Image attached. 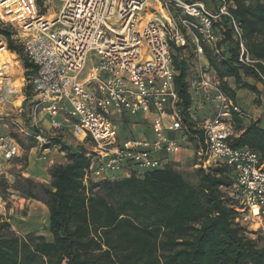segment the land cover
<instances>
[{
	"label": "built area",
	"instance_id": "2783aa9c",
	"mask_svg": "<svg viewBox=\"0 0 264 264\" xmlns=\"http://www.w3.org/2000/svg\"><path fill=\"white\" fill-rule=\"evenodd\" d=\"M232 6L225 0L213 8L201 0H0V27L10 26L22 47V53L10 49L0 30V126L8 129L0 134V179L14 180L7 168L23 155L22 139L34 140L38 159L54 165L52 151L66 156V132L78 145L90 143L85 183L178 167L168 155L190 140L176 105L173 55L190 44L189 114L202 131L192 168H230L232 182L221 189L234 223L252 238L264 237V159L249 146L230 144L232 112L247 115L224 92L205 52H222L215 24L231 17ZM232 25L241 37L233 19ZM24 57L35 67L28 78ZM239 58L251 62L243 42ZM206 105L213 115L199 119ZM125 120L142 122L152 136L120 139L118 122Z\"/></svg>",
	"mask_w": 264,
	"mask_h": 264
},
{
	"label": "trees",
	"instance_id": "16d2710c",
	"mask_svg": "<svg viewBox=\"0 0 264 264\" xmlns=\"http://www.w3.org/2000/svg\"><path fill=\"white\" fill-rule=\"evenodd\" d=\"M201 1L213 8L221 0ZM225 1L234 4L229 11L241 37L231 17L222 15L215 25L221 34L218 45L225 48L216 56L207 48L205 52L224 92L234 100L235 89L225 77H234L236 88L255 93L260 90L242 75L264 83V2ZM0 28L9 48L22 53L13 32ZM240 42L251 62L240 60ZM177 52L173 55L177 70L174 86L179 96L176 105L196 148L202 131L189 114L188 66ZM24 63L28 78L35 67L26 57ZM24 91L27 98L32 96L30 83ZM232 120L236 133L230 144L249 146L264 159V124L252 120L244 126L237 112H232ZM30 140L26 149L34 144ZM62 150L67 161L50 167L49 183L23 175H15L12 182L0 179V199L6 200L13 190L46 205L51 234L50 239L33 232L19 235L0 215V264H264V237L252 238L243 232L223 197L221 188L232 182L230 168L219 167L210 173L196 170L197 185L170 165L146 171L142 177L132 173L116 180L85 183L88 150L82 145H62Z\"/></svg>",
	"mask_w": 264,
	"mask_h": 264
},
{
	"label": "rangeland",
	"instance_id": "374dc122",
	"mask_svg": "<svg viewBox=\"0 0 264 264\" xmlns=\"http://www.w3.org/2000/svg\"><path fill=\"white\" fill-rule=\"evenodd\" d=\"M261 1L264 2V0ZM6 27L9 28L8 30L13 32L10 26ZM177 54H179V57L181 59H184L186 61L189 69L190 66L193 64L191 45L188 44L185 49L181 50V53L177 52ZM191 73L192 72H189V75H191ZM25 107H27V103H25ZM211 112L212 109L208 108L207 114L209 115ZM10 113L13 114V112H9V114ZM211 115H213V113H211ZM118 125L120 139L131 137L140 138L142 137V133H144V131H147L144 134L145 138H150V136H152V134L148 136L150 134V131L148 130V127L143 125L142 122H136L135 124L134 121L125 120L123 122H118ZM7 130L8 129L0 126V134L5 133ZM64 137L65 141H70L71 144L74 146L78 145L77 140L72 136L70 132H66L64 134ZM21 141L25 145V147L31 144L30 139H22ZM31 154H29V151H26L20 158L14 159L8 165L7 171L11 173V179L13 180L15 175L31 177L22 174V171H26V173H29V175H35L36 177L42 179V181H40L35 178H32L35 181L49 183L50 180L47 173L49 167L48 163L46 161L38 159L37 152L35 150ZM25 161L26 163L24 164ZM192 161L188 162L187 164H182L180 161L173 162L178 165V167H175L174 169L179 171L184 176V178L189 181L192 185H197L198 177L195 172L196 170L192 168ZM29 165L30 169L27 171L26 168ZM12 194L13 196H11ZM12 194L10 193L6 202H4V199H0V215H2L5 219H7V221L11 223L13 231L19 235H24L27 232H33L37 235H44L47 239L51 238V234L46 226L48 219V209L46 205L42 201L35 199L25 201L27 200L26 198L25 200H22L17 196V194Z\"/></svg>",
	"mask_w": 264,
	"mask_h": 264
},
{
	"label": "crops",
	"instance_id": "0c3cea01",
	"mask_svg": "<svg viewBox=\"0 0 264 264\" xmlns=\"http://www.w3.org/2000/svg\"><path fill=\"white\" fill-rule=\"evenodd\" d=\"M224 48L225 47L222 46V50ZM188 77H189V74H188ZM242 79L244 81L252 84V85H256V87L260 90V93H255V92L248 90V89H245V88H236L235 79L232 76H227L224 78V81H226L228 83L229 87H231L232 89H235L234 101L242 107V109L245 111V113L247 115L246 117L241 118L242 123L244 126H246L250 123V121L253 120V121H258L259 125H263L264 124V83L256 82L254 79H252L248 76H244V75H242ZM256 99H257V101H259L258 103L255 102ZM208 108H210V106L206 105L205 108L200 112L199 117H198L199 119L212 117L211 113H213V112H211L209 115L207 114ZM134 126H136V125H134ZM145 132H147V131H144V133H142V137H140V138H144ZM147 134H149V133H147ZM167 134L170 137L176 136V133L171 132V131H168ZM150 135H151V133L148 136H150ZM32 143H34V144L30 149H26L25 145L23 144L24 152L29 151V154H31L35 150V141H33ZM66 143L68 146L72 145L70 141H66ZM89 144L90 143L87 141L86 148L89 147ZM194 145L195 144L192 141L184 143L183 148L179 153L168 155L169 159L172 162L180 161L182 164H185V163L187 164L188 162H191L193 160L194 153H195ZM51 156L53 157L54 164L65 163L67 161L66 156H64L63 154H61L57 151H52ZM162 156L165 157L167 155L162 153ZM26 169L28 171L30 169V165ZM26 169H24V170H26ZM49 169H50V167H48L47 173H48V177L50 180ZM22 174L27 175V176H31L30 178H35L37 180L42 181V179H40L39 177H36L35 175H29V173H26V171H22ZM11 196H13V194ZM22 200H25V199H22ZM29 200H34V199H27L25 201H29ZM47 218L48 219H47L46 226L48 228L49 216Z\"/></svg>",
	"mask_w": 264,
	"mask_h": 264
}]
</instances>
